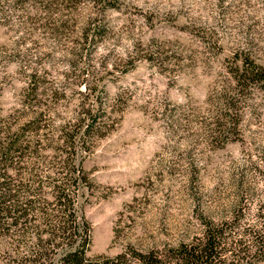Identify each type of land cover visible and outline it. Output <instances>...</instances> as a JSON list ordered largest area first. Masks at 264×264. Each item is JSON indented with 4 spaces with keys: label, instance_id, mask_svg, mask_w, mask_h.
<instances>
[{
    "label": "rangeland",
    "instance_id": "374dc122",
    "mask_svg": "<svg viewBox=\"0 0 264 264\" xmlns=\"http://www.w3.org/2000/svg\"><path fill=\"white\" fill-rule=\"evenodd\" d=\"M236 53L264 65V0H0V118L13 129L44 109L56 135L80 107L104 112L102 134L77 152L91 178L78 198L90 255L192 235L202 213L238 202L235 175L253 186L254 213L262 92L249 94L237 132L200 121Z\"/></svg>",
    "mask_w": 264,
    "mask_h": 264
},
{
    "label": "trees",
    "instance_id": "16d2710c",
    "mask_svg": "<svg viewBox=\"0 0 264 264\" xmlns=\"http://www.w3.org/2000/svg\"><path fill=\"white\" fill-rule=\"evenodd\" d=\"M237 56L200 120L211 134L237 132L249 94L264 96V65ZM78 111L56 135L47 124L46 133L44 109L13 129L0 118V264H264V199L248 212L253 186L241 175L233 177L238 202L219 217L202 213L192 235L147 247L126 241L113 255H90L92 223L78 198L91 178L77 152L91 149L105 124L91 105ZM125 233L120 214L114 236Z\"/></svg>",
    "mask_w": 264,
    "mask_h": 264
}]
</instances>
